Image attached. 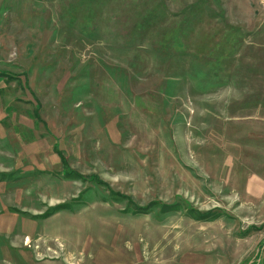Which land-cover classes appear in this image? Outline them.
<instances>
[{"label": "rangeland", "instance_id": "1", "mask_svg": "<svg viewBox=\"0 0 264 264\" xmlns=\"http://www.w3.org/2000/svg\"><path fill=\"white\" fill-rule=\"evenodd\" d=\"M264 0H0V264H256Z\"/></svg>", "mask_w": 264, "mask_h": 264}, {"label": "crops", "instance_id": "2", "mask_svg": "<svg viewBox=\"0 0 264 264\" xmlns=\"http://www.w3.org/2000/svg\"><path fill=\"white\" fill-rule=\"evenodd\" d=\"M261 248L256 250V253L258 251V257L256 259V264H264V243L261 244Z\"/></svg>", "mask_w": 264, "mask_h": 264}, {"label": "trees", "instance_id": "3", "mask_svg": "<svg viewBox=\"0 0 264 264\" xmlns=\"http://www.w3.org/2000/svg\"><path fill=\"white\" fill-rule=\"evenodd\" d=\"M261 246H262V245H260V246L258 247V251H259V249L261 248ZM258 251H257V253H256L257 255H258ZM257 257H258V256H257Z\"/></svg>", "mask_w": 264, "mask_h": 264}]
</instances>
